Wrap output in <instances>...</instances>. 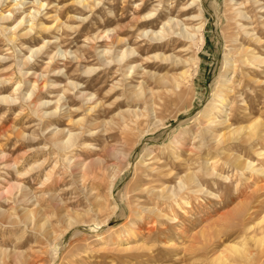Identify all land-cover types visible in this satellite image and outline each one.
Listing matches in <instances>:
<instances>
[{
  "label": "rangeland",
  "instance_id": "1",
  "mask_svg": "<svg viewBox=\"0 0 264 264\" xmlns=\"http://www.w3.org/2000/svg\"><path fill=\"white\" fill-rule=\"evenodd\" d=\"M12 1L0 0L4 14L19 4L0 22V95L19 85L0 103V264H264V0ZM31 12L38 27L11 42L5 28ZM169 19L201 33L156 41ZM105 34L125 40L106 56ZM126 48L130 62L109 61ZM241 127L252 138L230 134Z\"/></svg>",
  "mask_w": 264,
  "mask_h": 264
},
{
  "label": "bare ground",
  "instance_id": "2",
  "mask_svg": "<svg viewBox=\"0 0 264 264\" xmlns=\"http://www.w3.org/2000/svg\"><path fill=\"white\" fill-rule=\"evenodd\" d=\"M196 1V0H195ZM195 1H192L193 3L195 2ZM13 3L15 2L14 0L12 1ZM80 4L81 3H83L84 4V2L85 1H82V0H80V1H78ZM98 2V4H99V2L100 1H93V4H95V3H97ZM33 4L34 5H36L37 6V8L38 9H42L43 7H44V4H42L41 2H39V1H36V2H33ZM19 9V4H13L12 6H11V8L4 14V12L3 13H0V22H4V23H7L8 22V17L13 13V11H17ZM188 9H186V8H183V9H181V13H185L186 11H187ZM23 13V12H22ZM7 14V15H6ZM33 14H37V12H31V13H26V14H24L23 16V18H21L18 22H17V24L15 25V26H13V27H7V28H5V30L6 31H9L10 32V36H9V40L12 42V41H15L16 39H23V38H26L27 36H29L32 32H33V30H34V28H37L38 26V24L36 23V24H34V22H35V16H33ZM16 15V14H15ZM182 16H186V15H182ZM199 17V16H198ZM197 17H193V18H187L186 19V21L188 22V21H190V22H192V21H194V19H196ZM152 19H153V14H152V12H150V13H147V14H145V15H143V16H141V17H138L137 18V20H136V23H137V25L138 26H145V28L143 29V34H147V32L145 31L146 30V28L148 29V27L149 28H152V26H153V22H152ZM25 24H28V26H26V27H24V25ZM172 24V25H171ZM180 25H181V21H173V19H169L167 22H165L163 25H162V27L160 28V31H158V32H151V35H153V37H155V40L156 41H159V40H162V39H166V44L167 45H169L171 42L173 43L174 41H176V40H174L176 37H175V35L177 36V42H179V44L180 45H182V46H185L184 44H189V45H192L193 44V42H194V37L196 36V35H199L200 33H201V30H202V27L201 26H198V27H194V26H190V28H186V24H183V26L182 27H180ZM23 26V28H21ZM39 29L41 30V31H47L48 30V28H46L45 26H43L42 24H39ZM166 30H165V29ZM102 37H104V39H107V41L110 43V44H107L108 46H106V48H104L103 49V51L102 52H100V53H102V54H104L105 56L106 55H109L110 54V51L112 50V47H114V45H116V46H119V45H121V44H124V42H125V40L124 39H122V38H120V36H118V35H113V36H108V34L106 35L105 34V36H101V37H99V38H102ZM98 42H102V41H98ZM190 42V43H189ZM156 44H159V43H156ZM162 47H163V45H158V46H155V48L156 49H162ZM176 48H179V47H177V46H174V49H176ZM182 48H184V47H182ZM242 49V48H241ZM181 51H179V52H188L189 50L188 49H180ZM33 50L31 49L30 50V52H32ZM38 51H40V49H38V50H36L34 53L36 54ZM172 51H174V50H172ZM239 52V51H238ZM237 52V53H238ZM242 52H244L245 53V51H242ZM135 53V50H133V49H129V48H126V49H124L123 51H121V52H118V54L116 55V56H114V57H112L111 58V56H109L110 57V59H109V61H113V59H115L117 62H122V61H124L125 63H124V65H126L128 62H130V60H132L133 58H130L131 57V55L133 56V54ZM240 53V52H239ZM113 56V55H112ZM158 57V56H157ZM156 57V58H157ZM250 57V59H251V61H253V62H256V61H258V58H255V57H252V56H249ZM105 58V57H104ZM164 59V58H163ZM166 59H169V58H166ZM108 61V57H107V59L105 58V61H103V63H104V65L105 66H107V65H109L110 64V62H107ZM191 61H193V60H191ZM187 62H189V60H185V61H181V60H179V61H175L174 62V60H173V63H181L182 65L183 64H186ZM244 63V62H243ZM23 66L24 67H27L28 66V61H27V59H25L24 61H23ZM227 66L228 67H230L231 66V63H229V62H227ZM134 68H136V65L135 66H129V69H128V71H130V70H133ZM90 71H93L92 69H87L86 71H85V73H88V72H90ZM180 77H183V75L181 74L180 75ZM3 82H5V81H3ZM37 83L35 82L34 84H32L31 85V88H32V90L31 91H33V92H35L36 90L37 91H42L44 88H45V85H46V83H40L39 84V86L38 85H36ZM68 84H70V86H72L73 87V89H76L77 88V86L78 85H76V84H73V83H68ZM52 85H55V84H52ZM16 86V85H15ZM19 86V85H18ZM18 86H16L15 87V89L13 90V92H11L12 94L11 95H8V96H5V95H0V103H3V104H6V105H11V104H13V103H15L16 101H17V99L18 98H13V96L12 95H14V93H18L17 91L19 90V88L17 89V87ZM175 88L176 89H178L179 88V84L177 83V84H175ZM137 95H139V94H137ZM26 96V95H25ZM25 96H23V97H25ZM30 97H29V99H31L32 98V96H33V93L31 94V95H29ZM81 97H84V99H86L87 101H90V95H89V99H87L88 97H86V96H83L82 94H81ZM92 109V108H91ZM58 110V108H56L55 109V112ZM208 123V122H207ZM207 126V125H206ZM250 128V127H249ZM254 128V127H253ZM251 129V128H250ZM245 130H247V128H239V129H237V130H232V131H230V134H236V133H238V132H240V131H244V133L246 132L247 133V131H245ZM63 131L64 130H58V131H56L53 135L54 136H56V137H60L61 136V134H63ZM250 131H252V130H249L248 132L250 133ZM68 132V139L64 142H62V141H60V142H58V140L56 139V141L55 142H53V144H55V146L57 147V148H59V149H62V147H65L68 143H70V141H71V139L74 137V135L70 132V131H67ZM249 133H247V134H249ZM246 135V134H245ZM249 137H251L250 136V134H249ZM252 138V137H251ZM247 139V138H246ZM246 139H243V141H245ZM242 140V139H241ZM222 142V141H221ZM221 142H220V144H221ZM246 142V141H245ZM237 162V161H236ZM250 166V165H249ZM249 166H248V168H249ZM193 177V176H192ZM190 179L191 180V178L190 177H188L187 176V178L186 179ZM192 181V180H191ZM187 182H188V180H187ZM194 183V182H193ZM187 185V184H186ZM13 186V185H12ZM17 186V185H16ZM13 189V188H12ZM171 192V191H170ZM160 193V192H159ZM175 193V192H174ZM163 194V193H162ZM168 194L170 195V193H169V190H168ZM164 196V195H163ZM168 198V197H167Z\"/></svg>",
  "mask_w": 264,
  "mask_h": 264
}]
</instances>
